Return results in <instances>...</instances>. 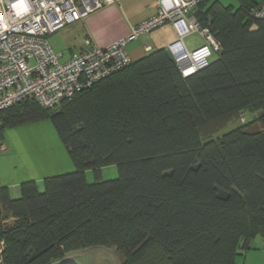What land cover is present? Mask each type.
<instances>
[{"label":"trees","instance_id":"obj_1","mask_svg":"<svg viewBox=\"0 0 264 264\" xmlns=\"http://www.w3.org/2000/svg\"><path fill=\"white\" fill-rule=\"evenodd\" d=\"M208 2L197 17L210 16L221 51L193 74L159 47L53 107L26 98L0 111V140L49 117L74 165L0 187V264L91 247L115 248L119 264H236L264 238V18L249 14L258 1ZM108 165L116 177L86 180Z\"/></svg>","mask_w":264,"mask_h":264},{"label":"built area","instance_id":"obj_2","mask_svg":"<svg viewBox=\"0 0 264 264\" xmlns=\"http://www.w3.org/2000/svg\"><path fill=\"white\" fill-rule=\"evenodd\" d=\"M111 1L116 0H0V111L26 98L44 108L72 98L128 66L132 59L126 44L166 23L173 26L176 38L165 48L183 77L207 66L221 51L210 16L201 22L193 13L205 0H154L155 12L125 37L104 47L86 39L84 49L61 60L62 53L53 49L47 35ZM249 14L264 18V0L251 6ZM192 33L202 41L188 47L184 39Z\"/></svg>","mask_w":264,"mask_h":264},{"label":"crops","instance_id":"obj_3","mask_svg":"<svg viewBox=\"0 0 264 264\" xmlns=\"http://www.w3.org/2000/svg\"><path fill=\"white\" fill-rule=\"evenodd\" d=\"M227 1L228 0H209L208 4L216 2L222 6L232 5L234 7H238L240 5V0H236V4ZM250 1L257 2L259 0ZM114 2H116L115 5H117L118 8L113 11V15L116 13L118 22L113 24L115 25V28L108 29L106 33H104L102 30V32L96 35L95 31H93V23L92 20L89 19V15L93 13V11L80 20L66 25L70 26L75 24L78 26L76 28L77 30L78 28H83L85 30L82 35L83 38H85L79 40L75 46L70 45V47H68L70 53H68L67 58L76 51L84 49L86 46L84 40L86 39H88L90 42L92 41L91 43L97 46L104 47L117 39L125 37L130 33L133 26L148 18L155 12L154 0H116ZM193 13L197 16V8L193 10ZM99 15L100 14H98V16ZM93 21H95L94 18ZM87 23H89V27ZM67 30L74 31L75 28L70 29L67 27ZM145 38V42H134V39L126 44V49L132 61L141 58L151 50L159 47H166L169 42L176 38V33L173 26L170 23H166L159 28L150 31ZM184 41L188 47L195 45L188 44L185 39ZM146 45L150 46V50L147 51L144 49V46ZM56 52H61L64 56V51ZM53 136L54 139L51 138L52 146H46L45 150H43L44 148L41 147L43 145H39V147H32V151L29 153V156L20 152L22 157L20 162H16L14 160L15 151L13 152L12 146L10 145L9 148L7 144H5V148L2 149L5 152H0V187L5 186L9 189V186H13L15 189L10 190L12 194L13 191H17L18 185L23 181L34 180L40 184L42 179L46 176L71 171L74 168V165L65 146L62 145V142L60 143L61 140L57 138L58 135Z\"/></svg>","mask_w":264,"mask_h":264},{"label":"rangeland","instance_id":"obj_4","mask_svg":"<svg viewBox=\"0 0 264 264\" xmlns=\"http://www.w3.org/2000/svg\"><path fill=\"white\" fill-rule=\"evenodd\" d=\"M227 2H233L236 4V0H228ZM115 4L116 2L114 1L107 2L101 7L97 8V10H94L96 12L93 11V13L89 15V19H91L93 23L92 29L95 31L96 35L102 32V30L104 33H106L108 29L115 28V25L113 24L118 22L116 13L113 15V11L118 8ZM98 14L100 15L98 16ZM93 18L95 21H93ZM87 25L89 27V23H87ZM67 27L70 29L75 28V30L68 31ZM77 27L78 26L75 24L66 26L53 34L47 35V40L51 46H53L55 51H64V56L61 58V60L67 58L68 53H70L68 47H70V45L75 46V44H77V42L83 38L82 35L85 30L83 28H78L77 30ZM148 34L149 33L140 35L134 40V42H145V37ZM185 40L190 45L198 44L202 41L201 37L197 33H192L186 36ZM242 115L245 116V120L250 119L252 116V114L247 111L243 112ZM240 117L241 115L238 117V122H236V120L229 123L225 128L215 134L214 137L222 135L228 130L234 128L237 124H239V122H241ZM53 135L57 136V133L51 122V119L49 117L42 118L5 127L3 131V137L0 140V146L7 144V146L10 148L11 145L13 152L15 151L14 160L16 162H20L22 159L20 152L29 156V153L32 151V147H39V145H43L41 146L44 148L43 150L46 149V146L51 147V138L54 139ZM57 138L60 139L58 136ZM0 152L5 151H3L0 147ZM116 176L117 170L115 165L104 166L96 173L93 170L86 171V180L88 182H93L96 179H111ZM13 189H15L13 186H9V190ZM238 252L239 253L235 258L236 264H264V238L261 235H256L252 239L249 247H239ZM122 260L123 257L120 252L113 247H91L72 251L68 253L64 259L53 262L52 264H62L66 261L73 262L74 264H119Z\"/></svg>","mask_w":264,"mask_h":264},{"label":"clouds","instance_id":"obj_5","mask_svg":"<svg viewBox=\"0 0 264 264\" xmlns=\"http://www.w3.org/2000/svg\"><path fill=\"white\" fill-rule=\"evenodd\" d=\"M13 7H18L17 5H13Z\"/></svg>","mask_w":264,"mask_h":264}]
</instances>
